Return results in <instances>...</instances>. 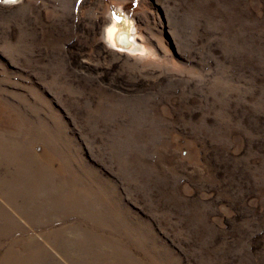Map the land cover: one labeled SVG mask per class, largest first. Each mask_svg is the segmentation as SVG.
<instances>
[{"label":"rangeland","instance_id":"1","mask_svg":"<svg viewBox=\"0 0 264 264\" xmlns=\"http://www.w3.org/2000/svg\"><path fill=\"white\" fill-rule=\"evenodd\" d=\"M0 264H264V0H0Z\"/></svg>","mask_w":264,"mask_h":264},{"label":"bare ground","instance_id":"2","mask_svg":"<svg viewBox=\"0 0 264 264\" xmlns=\"http://www.w3.org/2000/svg\"><path fill=\"white\" fill-rule=\"evenodd\" d=\"M5 2H15L17 0H4ZM125 22V21H124ZM114 28V27H113ZM127 30V29H126ZM112 37H113V42L115 43L116 46L119 47L120 50L123 49V45H128V39L132 41V45L134 43V38L132 37L131 32L128 33L123 30L121 27H115L112 31ZM127 39V40H126ZM129 40V41H130ZM136 45V44H135ZM126 48V47H125ZM117 49V48H116ZM118 50V49H117ZM126 50V49H125Z\"/></svg>","mask_w":264,"mask_h":264}]
</instances>
